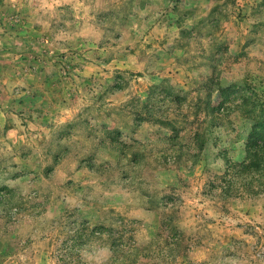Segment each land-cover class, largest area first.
I'll return each mask as SVG.
<instances>
[{"label": "rangeland", "instance_id": "374dc122", "mask_svg": "<svg viewBox=\"0 0 264 264\" xmlns=\"http://www.w3.org/2000/svg\"><path fill=\"white\" fill-rule=\"evenodd\" d=\"M0 264H264V0H0Z\"/></svg>", "mask_w": 264, "mask_h": 264}]
</instances>
